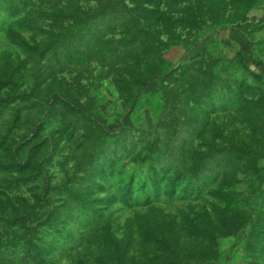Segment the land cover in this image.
<instances>
[{
	"label": "rangeland",
	"instance_id": "obj_1",
	"mask_svg": "<svg viewBox=\"0 0 264 264\" xmlns=\"http://www.w3.org/2000/svg\"><path fill=\"white\" fill-rule=\"evenodd\" d=\"M264 0H0V264H264Z\"/></svg>",
	"mask_w": 264,
	"mask_h": 264
},
{
	"label": "trees",
	"instance_id": "obj_2",
	"mask_svg": "<svg viewBox=\"0 0 264 264\" xmlns=\"http://www.w3.org/2000/svg\"><path fill=\"white\" fill-rule=\"evenodd\" d=\"M235 62L245 71H250V65L264 69V63L255 61L250 55L245 58V54L239 52L235 55ZM253 79L262 85H264V78L257 72H251Z\"/></svg>",
	"mask_w": 264,
	"mask_h": 264
}]
</instances>
